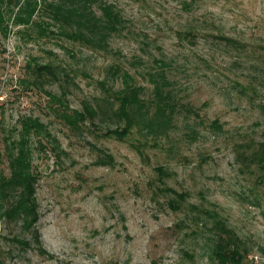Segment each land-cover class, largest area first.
<instances>
[{
    "label": "rangeland",
    "instance_id": "obj_1",
    "mask_svg": "<svg viewBox=\"0 0 264 264\" xmlns=\"http://www.w3.org/2000/svg\"><path fill=\"white\" fill-rule=\"evenodd\" d=\"M107 1L127 24L108 51L35 27L21 32L6 16L0 170L9 174L5 139L17 141L21 120L36 118L43 138L31 135L29 146L41 249L20 220L0 217L1 263L219 264L212 253L218 219L241 240V264H264V170L251 160L264 144V0H184V7L181 0ZM204 17L211 29L191 41L179 35ZM152 56L172 62L165 87L198 116L180 106L169 137L144 144L134 132L120 140L106 133L114 125L102 124L101 83L118 88L108 69L120 64L150 95L144 69ZM27 63L51 64L60 79L29 87ZM85 102L97 107L93 120L72 126L62 118ZM104 153L112 163L102 164Z\"/></svg>",
    "mask_w": 264,
    "mask_h": 264
},
{
    "label": "trees",
    "instance_id": "obj_2",
    "mask_svg": "<svg viewBox=\"0 0 264 264\" xmlns=\"http://www.w3.org/2000/svg\"><path fill=\"white\" fill-rule=\"evenodd\" d=\"M181 4L182 7L186 6L184 0H181ZM187 5L189 6L188 2ZM37 13L42 15L43 19L35 21L33 18ZM6 16L11 19L13 25L25 28L21 32L27 33L30 28L35 27L40 35L59 36L91 50L100 51H108L110 39L123 29H127L121 11L114 3L107 0H0V32L3 35H7L9 31ZM211 28L212 23H208L207 18L204 17L201 24H188L179 35L191 41L198 32ZM221 37L226 43L235 42L228 37ZM152 57V60L146 64L149 68L144 69L146 79L152 85L150 95H145V86L136 82L133 72L120 64L110 65L108 69L113 78L120 79V86L108 89L104 84L105 81L101 83L102 88L107 92V96L102 100V110L100 109L102 124L108 121L114 125L108 126L106 133L120 140L135 133L140 137L137 141H142L144 144L169 137L170 131L176 127L175 115L180 106L185 108L187 113L193 112L198 116L196 111L190 107L186 108L175 98L170 87H165L169 83L167 71L171 68L172 62ZM25 67L32 77V80L26 81L29 87L37 88L43 81L60 79L59 71L57 72L56 67L51 64L27 63ZM62 78L66 81L70 79L67 73H63ZM45 92L52 98L56 97L63 105V98ZM97 114V107L85 102L82 110L73 109L70 112L65 110L61 116L73 126L86 119L93 120ZM211 126L215 130L220 129L217 120H213ZM42 131L43 125L36 118H23L19 139L17 141L5 139L4 151L9 174H4L0 170V217L20 220L22 227L33 233L34 240L39 244L38 247L40 235L35 226L38 220L35 185L37 175L31 168L29 139L31 135L43 138ZM38 143L43 146L41 142ZM251 154L254 164L264 170V144L258 145ZM247 157L249 156L242 155L243 160ZM112 160L111 155L103 154L102 164L112 163ZM156 170L158 174L163 172L160 166ZM169 203L176 207L173 200ZM214 229L217 236L212 250L214 259L219 264H241L243 260L241 240L221 220H214ZM0 264H2L1 260Z\"/></svg>",
    "mask_w": 264,
    "mask_h": 264
},
{
    "label": "built area",
    "instance_id": "obj_3",
    "mask_svg": "<svg viewBox=\"0 0 264 264\" xmlns=\"http://www.w3.org/2000/svg\"><path fill=\"white\" fill-rule=\"evenodd\" d=\"M0 99H1V97H0Z\"/></svg>",
    "mask_w": 264,
    "mask_h": 264
}]
</instances>
